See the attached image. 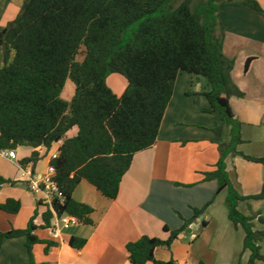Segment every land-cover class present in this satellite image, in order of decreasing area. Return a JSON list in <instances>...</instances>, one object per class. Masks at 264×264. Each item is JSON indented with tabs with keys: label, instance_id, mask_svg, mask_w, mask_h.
Here are the masks:
<instances>
[{
	"label": "trees",
	"instance_id": "1",
	"mask_svg": "<svg viewBox=\"0 0 264 264\" xmlns=\"http://www.w3.org/2000/svg\"><path fill=\"white\" fill-rule=\"evenodd\" d=\"M231 3L264 15L257 0H24L16 18L0 34L4 57L0 149L29 146L50 150L63 141L58 156L50 160L64 194V200L54 204L58 215L70 213L84 224L93 223L94 208L74 198L82 180L107 198L118 196L134 155L157 142L178 75L187 72L209 81L210 90L204 95L210 106L205 111L216 118L214 131L221 135L225 124L232 125L231 140L219 143L216 168L206 172L205 179L217 180V194L227 191L229 218L245 232L243 250L250 251L248 264L264 261V230L256 229L254 223L257 218L264 224V216L260 212L248 216L239 209L243 200L264 198V182L258 194L244 196L228 171L231 155L264 164V156L239 150L241 122L230 98L244 94L232 79L235 61L223 51L225 28L219 16L220 7ZM81 53L83 59L79 60ZM252 59L247 60L245 71ZM114 73L128 82L121 95L108 84ZM68 78L75 84L70 101L61 97ZM74 127L78 133L67 137ZM39 160L40 152L34 150L22 163L35 165ZM4 181L0 177V184ZM212 201L194 208V216L185 219L167 239L143 235L129 242L131 263L177 264L173 258L158 260L157 247L170 248ZM21 207V201L13 198L0 204V209L12 214ZM34 216L25 229L0 232V248L7 238L27 237L30 264H35L33 245L42 241L33 234ZM53 217L47 208L44 227H50ZM205 225L203 222L202 227ZM86 242L83 237L70 239L74 249Z\"/></svg>",
	"mask_w": 264,
	"mask_h": 264
},
{
	"label": "crops",
	"instance_id": "2",
	"mask_svg": "<svg viewBox=\"0 0 264 264\" xmlns=\"http://www.w3.org/2000/svg\"><path fill=\"white\" fill-rule=\"evenodd\" d=\"M235 1L240 0H231ZM257 1L264 9V0ZM23 2L0 0V34L16 18ZM219 16L225 28L223 51L235 61L232 79L244 94L230 98L233 112L241 122L243 142L239 150L261 157L264 156V15L231 3L220 7ZM249 58L253 59L245 71ZM3 65L0 43V68ZM117 74L108 77V84L121 95L127 86L122 75ZM120 83L125 86L122 90L118 87ZM209 90L207 78L180 72L157 142L134 155L115 199L105 197L87 180H82L74 198L94 208L93 223L79 222L63 229L61 238H55L51 228L44 227L43 213L47 207L39 204L28 190L20 177L19 165L38 150L40 160L35 167L45 171L51 154L59 150L63 141L50 150L31 147V153L23 157L20 151L30 150L18 147L15 159L0 155V177L6 180L0 184V204L9 198L22 203L20 211L14 214L0 209V232L25 229L35 215L33 234L42 240L32 248L35 264H132L127 250L129 242L143 235L167 239L171 231L182 227L185 219L194 216V208H202L213 200L170 248L157 247L155 257L163 261L173 258L177 264H248L250 251L243 250L245 232L229 218L227 191L217 194V180L205 179V173L216 168L219 143L229 142L232 131L228 123L221 135L214 131L216 118L205 111L210 103L204 92ZM77 133L78 127H74L67 137ZM227 163L230 178L242 195L261 191L264 164L241 155L229 156ZM239 209L248 216L258 212L264 216V198L243 200ZM254 223L256 229L264 230V224L257 218ZM72 236L87 239L84 247L74 249L70 245ZM261 246L264 253V240ZM30 261L26 236L5 239L0 248V264H30Z\"/></svg>",
	"mask_w": 264,
	"mask_h": 264
},
{
	"label": "built area",
	"instance_id": "3",
	"mask_svg": "<svg viewBox=\"0 0 264 264\" xmlns=\"http://www.w3.org/2000/svg\"><path fill=\"white\" fill-rule=\"evenodd\" d=\"M59 151L51 154L50 160L58 156ZM0 155L15 159L17 157L15 149H0ZM20 177L25 181L28 190L36 197L39 204L45 205L53 211L54 217L51 220L50 228L55 238L62 237L63 229H69L80 222L79 218L70 213L58 215L54 210L55 202L64 200V194L60 189L55 176L56 169L49 163L45 171L38 170L30 162L20 164Z\"/></svg>",
	"mask_w": 264,
	"mask_h": 264
},
{
	"label": "rangeland",
	"instance_id": "4",
	"mask_svg": "<svg viewBox=\"0 0 264 264\" xmlns=\"http://www.w3.org/2000/svg\"><path fill=\"white\" fill-rule=\"evenodd\" d=\"M195 1H197V0H195ZM78 59L79 60L83 59V53L78 55ZM119 76H121V75H119ZM121 77L123 78L124 83L126 82L125 84L127 86V80L123 76H121ZM110 80H112V79H110ZM118 87H119V89L122 90V88L125 87V86H122V84H121V85H118ZM74 94H75V84L73 83V81L70 78H68L67 81H66V84L64 86V89L62 91L61 97L63 99H65V100L70 101L72 99V97L74 96ZM24 148H27L30 151H20V153H19L20 157H23V156L28 155V154L31 153V149H32L31 147L25 146ZM26 152H27V154H25Z\"/></svg>",
	"mask_w": 264,
	"mask_h": 264
}]
</instances>
